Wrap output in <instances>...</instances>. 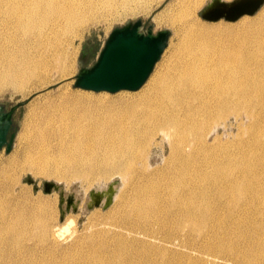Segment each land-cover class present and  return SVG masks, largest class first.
Instances as JSON below:
<instances>
[{"label": "bare ground", "instance_id": "6f19581e", "mask_svg": "<svg viewBox=\"0 0 264 264\" xmlns=\"http://www.w3.org/2000/svg\"><path fill=\"white\" fill-rule=\"evenodd\" d=\"M199 2L181 0L161 18L179 20ZM110 5L0 0V91L43 84L51 72L69 84L68 36ZM256 14L218 27L184 22L143 87L115 95L63 89L47 104L22 134L20 164L0 163V264H264V9ZM51 137L58 177L90 185L116 175L123 186L105 228L71 246L59 244L64 229L50 222L52 199L19 183L26 162L50 171L29 151ZM96 189L103 201L107 189Z\"/></svg>", "mask_w": 264, "mask_h": 264}, {"label": "rangeland", "instance_id": "374dc122", "mask_svg": "<svg viewBox=\"0 0 264 264\" xmlns=\"http://www.w3.org/2000/svg\"><path fill=\"white\" fill-rule=\"evenodd\" d=\"M199 1V0H198ZM210 0H200L198 5L195 8H192V12L187 16H182L179 20L170 22L161 18L162 13L164 15L172 14L179 10L181 0H168L165 6L156 12L154 16L150 19V23L153 25V29L157 30L160 28H169L171 34L168 39V43L160 55V58L155 63L152 72L155 69L161 67L162 63L166 59V55L171 53L172 49L178 45L180 37L184 32V22H192L200 24H206L211 26H222V25H234L241 21V17H247L243 19H249L257 15L256 13L260 9H264V3L259 7L258 11L252 15H244L234 21H227L224 19H219L217 21H206L199 16V11L206 6ZM121 2L124 0H113V5H110L109 9L104 7H99L97 9L98 18L88 25L85 28L80 29L78 32L68 36L67 41V51L68 59L70 65L72 66V72L69 74L71 78L77 71L79 67L78 57L81 52H84V65H90L96 58L97 53L102 46L107 34L114 26L121 25L127 20H134L136 18H141L145 20L150 12L159 6L163 0H146L141 2L140 0H127L126 6H129L128 10L123 9ZM60 75L54 72L49 73L44 79L43 84L34 80L28 81L21 90L14 89L10 86L4 87L0 91V101L4 102L8 107L14 104L16 101L26 98L34 92L46 89L45 91L36 94L32 99L25 105L19 107L13 116V121L17 125V132L14 139L12 149L6 153L4 149L0 151V163L7 157H10L11 160H14L20 164L22 155V134L28 127H32V124L39 119L44 110L45 106L65 96L66 94L61 93L64 91H89V93L98 94L101 91H92L85 90L80 88H74L72 86L73 80L71 79L69 84L59 82ZM148 79V78H147ZM147 79L145 83L147 82ZM144 83V84H145ZM56 84L55 86L50 87V85ZM142 85V87L144 86ZM141 89V88H140ZM118 91L107 93L105 95H115ZM58 142L57 137H51L44 142H34L31 145L29 154L30 160L41 161L46 165V170L42 171L35 167L33 164L26 162L21 166L22 169L18 170L20 173L19 183L23 185L26 189L30 191V194L33 197H42L44 199H52L53 205L50 207V222L53 225H59L64 230L58 237L60 245L71 246L73 239L76 236L82 235V233L89 232L92 229L105 228V223L103 222L104 216L110 211L112 203L105 209L100 206H95L91 209L85 208V203L89 198V192L91 190H98L96 187L98 185L102 186V189H107L111 184L118 185V191L114 193L113 200L117 197L120 192L121 186L120 179L118 176L114 175L110 179L93 181L90 185L88 182L80 181L78 177L74 178H64L58 177L54 173L50 165L53 162V157L57 155V146ZM157 153V152H156ZM154 153V154H156ZM158 161L159 158H156ZM26 178H30L32 183L26 182ZM52 181L58 183L63 190V197L59 198L58 190L51 188L49 192H43V182ZM99 182V183H98ZM70 197L72 200L68 203L67 198ZM65 246H57V250L63 249Z\"/></svg>", "mask_w": 264, "mask_h": 264}, {"label": "water", "instance_id": "95a60500", "mask_svg": "<svg viewBox=\"0 0 264 264\" xmlns=\"http://www.w3.org/2000/svg\"><path fill=\"white\" fill-rule=\"evenodd\" d=\"M166 2L168 0H164L152 10L145 20L138 17L111 28L90 65H84L85 54L81 52L78 57L80 65L72 76V86L111 93L120 89L139 88L151 72L171 34V30L166 27L154 30L152 23L149 22ZM263 2L264 0H210L199 11V16L207 21H215L219 18L234 21L243 14H253ZM45 90L34 92L9 107L0 101V151L4 149V152L8 153L12 149L18 128L13 121L15 111ZM26 182L32 183V180L26 178ZM42 185L43 192H49L54 188L58 190L59 198L63 197V190L58 183L44 181ZM113 185L114 183H111L107 187V196L103 201H100V191L91 190L89 192L91 200L85 203V208L108 207L114 194ZM71 200L70 197L67 198L68 203Z\"/></svg>", "mask_w": 264, "mask_h": 264}]
</instances>
